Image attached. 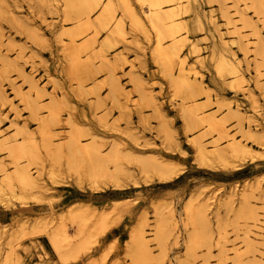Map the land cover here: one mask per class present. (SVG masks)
<instances>
[{"label":"rangeland","instance_id":"rangeland-1","mask_svg":"<svg viewBox=\"0 0 264 264\" xmlns=\"http://www.w3.org/2000/svg\"><path fill=\"white\" fill-rule=\"evenodd\" d=\"M5 1L12 6L8 8V12L0 14V88H5V93H8V99H3L0 95V134L11 137L15 135L12 123L16 116L22 123H28L26 127L33 134L42 156L39 163L41 169L36 171L37 168L32 165L31 172L36 177L41 176L47 188L34 189L33 192L39 193V199L30 197L27 203L14 199L13 204L5 206L0 202V264H158L156 261L161 256L166 264H254L255 255L260 257L258 251L264 252V245L258 239L247 242L246 235L264 233V156L257 152V155L253 154L255 158L250 154L246 155L238 160L242 166L240 169L225 167L219 163H215V167H207L197 161L195 149L189 139L200 135L203 130H190L186 127L184 112L179 103L189 100H184L181 93L174 94L170 75L165 67L154 62L153 52L158 32L149 19L144 15L143 27L136 26L137 23L124 10L121 0H109L111 10H102L100 0H93L95 8H91L87 0H16L21 9L17 8L15 0H0V12ZM225 1L227 5L224 6L226 9L229 7L228 11L224 10L222 0H164L162 6L174 5L176 11L185 12L184 18L200 46L198 48L202 50L191 53L192 49L185 45L184 54L191 53V61L196 59L202 62L206 82L210 83L214 93H218L222 101L226 126L231 135L261 149L255 140H262L259 128L253 124L251 131L254 130L255 133L248 132V122L235 116L234 100L237 99L242 104V111L249 110L251 102L246 95L255 86L253 81L246 83L247 85L239 81L236 72L238 56L243 59V65L248 67L247 75H255L253 78H258V83L264 86V54H261L264 52V0L263 7L261 6L263 10L253 0ZM130 3L142 15L139 1L131 0ZM234 9L246 13L251 21L246 17L247 21L243 23L242 12ZM80 10H92L95 19L94 27L85 33H82L79 25ZM66 11H69L68 18L65 17ZM224 11L231 18L229 25ZM13 15L21 21L22 27L12 25ZM209 16L212 17L213 24ZM42 17L46 20L43 21ZM120 19L124 20V36L116 27ZM247 22L257 24L255 26L258 27L259 36L253 34L256 29L247 25ZM48 23H53L54 27L50 28ZM62 24L65 25L66 34L62 35L61 41ZM37 27L48 35L52 51L47 44L44 47L41 40L33 42L35 39L32 29ZM114 30L116 33H113ZM71 35L75 37L76 43H81L84 39L93 42L82 52L85 58L93 56L101 47L116 61L114 76H117L123 88L133 98L130 101V128H127L126 118L118 107V101L125 98L121 96L118 100L119 96H114L113 73L102 69L103 63L99 57L92 60L86 77L81 82L71 79L66 72L69 58L63 48L71 47ZM164 35L163 43L169 45L168 32L165 31ZM219 35L227 38L228 42H233V49L222 48L220 45L223 42L217 37ZM240 37L241 42L238 39ZM44 61L51 78L44 71ZM258 62L262 63L259 69L263 75L260 77H257L254 68ZM135 76L143 79V82L147 81L160 98L163 109L170 116L168 125L173 131V139L164 142V122L155 117L154 107L143 98L138 85V82L140 86L141 83L134 80L137 79ZM28 77L39 79L45 87L41 92V105L57 111L56 118L46 109L42 116L57 133L54 141L62 146L61 155L55 151L56 144H52L49 151L45 149L39 132L38 116L31 112L21 99L22 96H17L14 86L12 88L11 84L15 82L16 86L22 87L24 94L34 99L37 93L30 86ZM258 94L264 103V96L259 92ZM196 97L198 102L205 104L203 95ZM139 104H142L143 114L150 122L147 121L148 127L140 126ZM213 107L214 105L206 106L208 111H214ZM77 121L84 130L95 135V139L99 141L96 145L104 144V153L112 154L111 157L119 154L118 164L110 157L109 160L113 161L107 160V166L115 168L118 165L129 173L136 174L140 184L135 185L133 179L123 173L119 186L108 179L102 182L98 191H94L85 178L82 187H79L68 164V158L73 155L68 149L70 126H79ZM115 122L119 123L118 128L125 129L123 131L126 134L113 129ZM210 135L204 138L207 144L218 136L216 132ZM112 136L122 138L119 150ZM91 139L92 136H89L86 140ZM226 143L228 139L221 142L222 146ZM113 147L118 154H114L115 149L111 150ZM156 151L159 152V157H175L179 160V177L165 184L156 180L150 184L143 181L137 156L149 160ZM56 154L60 155L59 160ZM79 156L84 159L82 155ZM80 157L78 159L81 161ZM0 159L5 160L9 168H12L8 150L0 149ZM85 161L77 162L78 168L84 173L89 169V164ZM50 168L55 169L58 182L51 178ZM1 174L0 180L3 179ZM126 197H137L138 203L123 207L125 215L110 227L114 219L110 216L101 217V211L110 206L112 198ZM76 202L90 203L97 210L92 216H71L68 214L69 206ZM241 210L244 213L241 214ZM141 216H144V232L152 258H144L140 243L130 236ZM160 224L162 228H159ZM115 229L119 230L114 231ZM115 233H119V236L112 237ZM105 250L109 252L104 260L102 255ZM143 258L147 259L146 262Z\"/></svg>","mask_w":264,"mask_h":264},{"label":"bare ground","instance_id":"bare-ground-1","mask_svg":"<svg viewBox=\"0 0 264 264\" xmlns=\"http://www.w3.org/2000/svg\"><path fill=\"white\" fill-rule=\"evenodd\" d=\"M121 1L123 2L122 6H124V10L134 20V22L137 23L136 26L143 27V19L145 15L149 19L153 27L158 32V35H157L158 38H157L156 45H155L154 52H153L154 62L158 66L162 65V67H165L166 71L171 77V82L173 84V88L175 91L174 94L179 95L181 93L183 94L184 100H189L188 102L179 103L180 109L184 112V119H185L186 127L189 128L190 130L195 129V128H198V129L202 128L203 130L201 131V133H199L200 135L197 134L198 136H193V137H190L189 139L191 145L195 149V153L197 155V161L201 165L207 166V167H215V163H219L225 167L232 166L235 169H240L242 166L238 163V160L242 159L246 155L250 154L252 157H254L253 156L254 153L255 155L259 153L260 156H264V110H263L264 103L262 102L258 94L259 92L261 95L264 96V86H261L258 83L257 81L258 78L257 79L253 78L255 75H252L251 77L247 75L249 71H248V67L246 68V66L243 65V59L240 58L238 55H236V53H234V55L238 56L239 58L238 63L236 64L237 65L236 72L238 75V79L240 82H244L245 84L246 83L249 84L253 81L255 86L252 83V85L254 86L253 90L249 91V93L246 92L248 93L246 97L249 98L251 102V106L249 110L242 111L241 110L242 104L239 101H237V99L234 100L235 101L234 108L236 106L235 116L241 121L246 120L245 122L246 123L248 122V125H247L248 132L252 130L253 124L257 128H259L261 132L260 135H262V140L260 141L259 139H256V138L255 140L257 141L261 149L255 148L250 143L249 144H246V142L243 143L240 139L236 138L234 135H231V133L229 132L228 130L229 128H227L226 126L227 124L226 118H225L226 116L224 115L222 107H221L222 101L219 98L218 93H214V88L210 85V83L206 82L204 78L205 75L202 72V68H201L203 67L202 62L197 61L196 59H194V61L190 60L191 53L195 51H201L202 49L198 48L200 46L191 32V27L187 24L184 18L186 17L185 12H183V10L176 11L175 10L176 6L174 5L169 6V7H163L162 4L164 3V0H138L140 3L141 11H142V15H141V12L139 13V11L138 10L136 11V8H134L136 6L133 7L132 5L133 3L132 2H131L132 4L130 3L131 0H121ZM168 1H172V0H168ZM223 1H224L223 7L225 8L224 5L226 4L225 3L226 1L222 0V2ZM15 2H16L17 8L21 9L20 8L21 6L18 3V1L15 0ZM100 2H102V5H103L102 10H111V2L109 0H100ZM253 2L255 3L256 6H258V8H260L263 5L262 0H253ZM87 3L91 6V8L96 7V4L94 3L93 0H87ZM11 6L12 5L10 3L6 1L3 2L1 5L2 11L0 12V14L3 15V13L8 12V8H10ZM262 7L260 9L263 10ZM227 8L229 9V7ZM228 9L225 8L224 10L228 11ZM80 11L81 13H79L80 14L79 15V20H80L79 25L82 29V33H85L86 31L94 27L95 19L92 15V12H91L92 10L91 11L80 10ZM235 11H240V10H235ZM225 13L226 14L224 16L227 18L226 22H227V25H229L231 24V18L227 15L228 12H225ZM236 13L237 12H235V14ZM241 14H242V18H241L242 21H245L243 23H246L247 21L246 17H248L246 16L247 14L245 13L246 14L245 15L244 12H242ZM39 16H41V14ZM42 16L44 17L43 14ZM65 17L67 18L69 17V11L65 12ZM248 18L250 19V17ZM45 20L46 19H43V21ZM212 21L213 20L211 17L210 22L212 23ZM249 21H251V19ZM248 22H247V25L254 26L255 27L254 29H256L255 32H253V34L256 36H259V30L257 31L258 27L256 28L255 26L257 24L255 25L248 24ZM11 23L15 27H18V28L22 27L21 21L14 15L11 18ZM48 26L50 28L54 27L53 23H48ZM64 27L65 25L62 24V27H61L62 29L60 31L61 41H62V35L66 34V30L64 29ZM116 27L118 29V32H120L122 36L126 35L124 33L125 31L124 20L120 19L117 22ZM131 29H133V26ZM116 30H114L113 33H116ZM165 31L168 32V36L170 38L169 45H164L163 43ZM218 34H221V33H218ZM238 34L237 36L239 37ZM32 35L35 39L33 40V42L36 43V40L37 42L38 40H41V42H43L44 44V47H45V44H47V46L49 47V50H51V45L49 43L50 41H49V37L47 34H45L44 32H41L40 29L37 27V28L32 29ZM217 37L221 42H223L220 45L222 48H225L227 50L233 49V44H234L233 42H228V39L225 37H222V35L221 36L219 35ZM238 39L240 41L241 37ZM3 41H4V38L2 37V42ZM70 41H71L70 42L71 47L65 46L63 48L66 51L67 56L69 58L68 65H66L65 67L66 72L72 77L71 79H76L77 81L81 82L85 79L86 71L91 66L92 60L96 57H99L103 63L102 69H108L112 71L113 73L112 89H113V93H115L114 96H116L117 94V96H119L118 100L121 98V96L125 98L122 100L120 99V101H118V105H119L118 107L120 108L122 115L126 118L125 121L127 124V128H130L132 124L131 114H130V111H131L130 101L133 98H132V95H130L131 93H128L127 92L128 90L126 91L123 88L121 82L116 78L117 76L116 77L114 76V70L116 69V61L114 60V58L111 57L105 51H103L101 47L98 48V50L94 52L93 56H88L85 58L82 55V52L88 47H90V45H92L93 42L89 39H84L81 43H76L75 37L73 35H71ZM185 45H188V47L192 49L191 53L184 54L183 49ZM21 53L24 54V51H22ZM261 54L263 55L264 52H262ZM44 64L46 68V69L44 68L45 69L44 71H46V74H48L50 77V74L48 72V67L45 61H44ZM257 64H258L257 66L255 67L253 66V67L255 68L257 77L258 76L260 77L261 75H263L261 73V70L259 69L262 67V63L258 62ZM132 66L134 65L132 64ZM135 78H137V79H134L135 81L139 80L141 83V86L139 82H138V85L139 87H141L140 92H142L143 98L149 101V103L154 107L155 114H156L155 117H157L158 119L164 122V128H163L164 142H167L168 140L173 139L174 137L173 131H171L168 125V118L170 116L163 109L161 102H160V98L154 93V89L152 88V86L146 83L147 81L145 82L144 80L143 82V79H141L140 77L135 76ZM29 83L32 89L36 91L37 93L36 97L34 96L35 97L34 99L31 98L32 96L29 97V95L27 96L26 93L24 94L22 87L19 85L16 86L15 82H13L11 85H12V88L14 86L15 91L17 92V96L19 95L22 96V98L21 97L20 98L23 99V102L28 106V108L31 110V112L34 115L38 116L39 132L42 136V143L45 149L49 151L50 146L52 144H56L55 151L57 153L59 152L58 154H60L62 153V146L58 144L56 141H54V138H56L57 133L50 124L45 122L42 116L45 113L43 110L46 109L51 114V116H53V118H56L58 116L57 111H55L56 112L55 113L52 109H49L48 107H43L41 105V99H42L41 92L44 91L45 87L44 85H42L40 80L36 79L35 77H31L29 78ZM4 90L5 88L4 89L0 88V92H1L0 95L3 99H8V93L6 94ZM246 90H247V87H246ZM200 95H203L205 97L203 101L205 102V104L198 102V100L196 99L197 98L196 96H200ZM141 105L142 104H139L140 110H138V114L142 122L140 126L143 125V126L148 127L147 121L149 122V120H147L146 117L144 116ZM208 105L209 106L214 105L213 107L214 111H208L207 110L208 108H206V106ZM124 117H122L121 119H124ZM74 123L75 122H73V124ZM115 123L116 124H113L115 126L113 129L119 133L120 132L124 133L125 131L123 130L125 129L121 130V128H118L120 126L119 123L118 122H115ZM27 124L26 122L22 123L21 120L17 118L16 116V119L12 123V126L16 130L15 135L11 137V136L0 134V149L8 150L12 158L11 160L12 168H9V164H6L5 160L0 159V173H2L1 176L4 182L3 183L2 180H0V202H2L5 206H10L11 204H13L14 199H18L22 203H27L28 202L27 200L30 197L39 199V195H38L39 193H35L33 192V190L36 188H40V189L47 188L46 184L42 181L43 179L40 178L41 176H39V173L37 172L39 177H36L37 175L34 176L31 172L32 165H34V167L37 168L36 171L41 169V167L39 166V163H40L42 156L40 155V151H39V148L37 147V143L34 140L33 134H30L26 127ZM81 125L80 124L79 126L74 125L73 127L70 126L71 127L70 137L68 136L69 137L68 149L70 153L73 154V155H70V157L68 158V164H69L70 170L74 172L75 181L77 185L79 187H82L84 179L86 178L91 189L94 191H98L101 188L102 182H106L108 179L114 181V183L118 184L119 186V183L121 181V175L123 173H126L129 177H131L135 185L140 184V182L136 178V174L129 173L127 170L121 168V166L119 167L117 165V167L115 168H109L107 166L106 161L109 160L112 154L109 155L107 152L104 153L102 150V146H104V144L100 143L99 145L98 144L96 145V143H98L99 141L95 139L96 138L95 135L92 134L91 132H88V130L87 131L84 130L85 128L84 127L82 128ZM239 125H241L242 127V124H239ZM126 130L128 131V129ZM213 132H216L218 136L215 137L214 140L212 139L210 142H208V144L205 143L206 140L204 141V138L205 137L207 138L208 135L211 136L210 134H213ZM248 132L246 131L245 133L248 134ZM252 133H255L254 130ZM256 134H258V132H256ZM18 136L20 137L18 138ZM89 136L90 137L92 136L93 140L92 139L86 140L87 138H89ZM111 138L113 139V142L115 143L117 149L119 150L122 138L120 139L119 136H112ZM223 139L224 140L228 139V143H226L225 146H222L221 144ZM139 144L141 143L139 142ZM114 147L111 150L116 148ZM117 149H115L116 151H113L114 154L115 152L118 154ZM157 154H159V152L156 151V154L151 155L149 157V160H144L143 157L137 156L136 161H137V164H139L140 173L142 174L143 181L146 184H150L154 180L158 181L159 183L165 184L181 175L180 174L181 172H179V168H180L179 160H177L175 157H165V158L164 156L159 157ZM60 155H57L58 157H56L58 160H59ZM79 155H82L84 159H82V157H80ZM78 157H80L83 161L86 160L85 162L89 164V166L87 167L89 169H87L86 173H84L82 170L78 168L77 162L82 163V160L80 161ZM111 158H113L114 161L116 160L118 164V160L120 158L119 154ZM113 159L112 160L110 159V160L113 161ZM22 160H24V162H22ZM114 165L116 166V163ZM80 167H81V164H80ZM50 169L51 170L49 173H50L51 178L55 182H58L59 180L57 178L55 169H52V168ZM120 185H122V183ZM136 203H138L137 197L112 198L110 200V206L108 208H104L101 211L100 216L101 217L110 216L112 219H114L111 222V225H110L111 227L114 224L121 221V219L125 215V212L122 210L123 207L128 206L130 204H136ZM244 207L243 209H245ZM96 210L97 208L95 206H91L90 203L76 202L72 204L71 206H69L68 214L71 216L76 215V214H84V215L89 214L92 216L95 214ZM241 211H242L241 214L244 213L243 212L244 210H241ZM238 215H239V211H238ZM23 218H26V216L25 217L23 216ZM139 220L140 221L135 225V227H133L132 231L130 232V236L134 240H137L140 243L141 248H142L141 251H143L144 253L143 257L150 258L151 251L149 249L148 239H147V236L145 235L144 226H143L144 216H141V219ZM161 224L159 228L161 227ZM157 230H161V229H157ZM254 235H252V233L247 234L246 235L247 242L251 243L253 240L256 241L255 239H258L264 245V233H254ZM108 252L109 250H105L103 252L102 259L104 257V260H105V257L108 256ZM132 254H134V252H132ZM258 255L260 257H256L255 255L254 264H264L263 250H259ZM159 258H160L159 261H156L157 259L155 260L158 264H166L162 256ZM146 260L147 259H145L144 261L146 262Z\"/></svg>","mask_w":264,"mask_h":264},{"label":"crops","instance_id":"crops-1","mask_svg":"<svg viewBox=\"0 0 264 264\" xmlns=\"http://www.w3.org/2000/svg\"><path fill=\"white\" fill-rule=\"evenodd\" d=\"M117 230H119V229H115L114 231H117ZM112 234H113V232H111ZM116 235H113L112 237H114V236H119V233H115ZM111 237V238H112Z\"/></svg>","mask_w":264,"mask_h":264}]
</instances>
